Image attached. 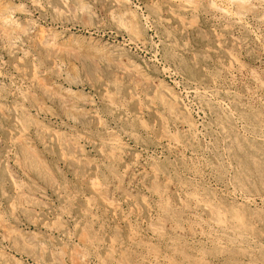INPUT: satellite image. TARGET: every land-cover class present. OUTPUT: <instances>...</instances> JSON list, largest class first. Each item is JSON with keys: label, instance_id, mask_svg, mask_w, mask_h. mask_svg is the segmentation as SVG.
<instances>
[{"label": "rangeland", "instance_id": "374dc122", "mask_svg": "<svg viewBox=\"0 0 264 264\" xmlns=\"http://www.w3.org/2000/svg\"><path fill=\"white\" fill-rule=\"evenodd\" d=\"M241 1L0 0V264H264V0Z\"/></svg>", "mask_w": 264, "mask_h": 264}, {"label": "bare ground", "instance_id": "6f19581e", "mask_svg": "<svg viewBox=\"0 0 264 264\" xmlns=\"http://www.w3.org/2000/svg\"><path fill=\"white\" fill-rule=\"evenodd\" d=\"M176 1H178L179 3H180V5L182 6V8H183V10H187V11H195V10H197L198 9V7H199V5H200V3H201V0H176ZM231 1V0H230ZM234 1V0H233ZM244 1V0H243ZM243 1H241V2H243ZM241 2L239 3V5H237V7L235 8V9H233V10H229L228 9V13H231V14H234L236 17H239L240 19L241 18H243L247 13H249L250 12V9L248 10V8H246L245 7V5H244V7L242 6V5H240L241 4ZM211 3V2H210ZM215 3V2H214ZM214 3H213V7H214ZM245 3V2H244ZM245 4H247V1H246V3ZM252 5V4H251ZM247 7H249L248 5H246ZM249 8H251V7H249ZM218 9H220V8H218ZM224 10V9H223ZM222 10V11H223ZM224 12V11H223ZM228 13H227V15H228ZM264 13V12H263ZM224 14V13H223ZM262 16V15H261ZM227 18V17H226ZM248 18V17H247ZM247 26V25H246ZM69 38L70 39H72V37L71 36H69ZM80 38V37H79ZM264 47V46H263ZM127 169V168H126ZM99 190H101V187L100 188H98V192H99ZM101 192L103 193V194H101ZM101 192H100V194L101 195H105L106 193H105V191L104 190H101ZM105 193V194H104ZM104 198V202L105 203H107V205H109L111 208H113V209H118V207H117V204L114 202V200L113 199H111V198H108L107 196H104L103 197ZM103 200V199H102ZM201 204H203V203H201ZM211 211V210H210ZM212 214H213V212H212ZM215 214H217V213H215ZM215 214H213V216H211L212 217V222H213V220H214V223H217L218 225H219V229H220V231L223 233V235L224 236H229V235H235L236 234V232H238V229H236V227L235 226H230V227H228L225 223H223V221L221 220V218L219 217L220 215V212L217 214V215H219V216H214ZM222 217V216H221ZM211 222V223H212ZM216 226V225H215ZM159 230H160V225L159 224H155V225H153L152 226V232H153V235L154 234H158L159 233ZM161 233V232H160ZM81 237V236H80ZM240 238L241 239H245V237L244 236H240ZM248 238V237H247ZM84 239V240H83ZM82 240L84 241V247H86V246H88V245H92L93 244V242L92 243H90L88 240H85V238H83ZM79 240V239H78ZM81 240V239H80ZM83 241H81V242H83ZM100 244V243H99ZM90 247H92V246H90ZM110 248H114V245H112ZM129 248V247H128ZM90 250V249H89ZM81 251V250H80ZM111 251H112V249H111ZM114 251V250H113ZM113 253V252H112ZM114 253H115V251H114ZM109 254V253H108ZM123 254V253H122ZM121 254V255H122ZM150 254V253H149ZM79 257L81 258L80 259V261H79V263H78V260H76L77 261V263L78 264H87V256L85 255V253H82V252H79ZM120 257V256H119ZM157 257V256H156ZM155 256L153 257V259L154 258H156ZM79 259V258H78ZM121 259V258H120ZM157 259V258H156ZM155 259V260H156ZM116 260V259H115ZM114 260V261H115ZM122 260V259H121ZM120 261V260H119ZM123 261V260H122ZM158 261V260H157ZM104 262V261H103ZM115 262H117V261H115ZM76 263V262H75ZM99 263H100V261H99ZM98 263V264H99ZM101 263H102V261H101ZM126 263V262H125Z\"/></svg>", "mask_w": 264, "mask_h": 264}]
</instances>
